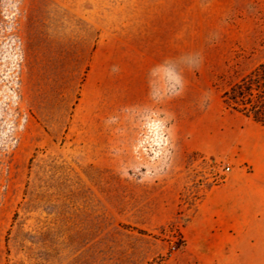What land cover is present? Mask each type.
<instances>
[{
    "label": "rangeland",
    "instance_id": "374dc122",
    "mask_svg": "<svg viewBox=\"0 0 264 264\" xmlns=\"http://www.w3.org/2000/svg\"><path fill=\"white\" fill-rule=\"evenodd\" d=\"M263 60L264 0H0V264H264L192 222Z\"/></svg>",
    "mask_w": 264,
    "mask_h": 264
},
{
    "label": "crops",
    "instance_id": "0c3cea01",
    "mask_svg": "<svg viewBox=\"0 0 264 264\" xmlns=\"http://www.w3.org/2000/svg\"><path fill=\"white\" fill-rule=\"evenodd\" d=\"M203 136L208 140L193 149L232 166L221 184L205 191L193 225L220 228L234 236L236 249L245 244L249 257L264 259V127L233 112L219 117L216 126H205Z\"/></svg>",
    "mask_w": 264,
    "mask_h": 264
},
{
    "label": "trees",
    "instance_id": "16d2710c",
    "mask_svg": "<svg viewBox=\"0 0 264 264\" xmlns=\"http://www.w3.org/2000/svg\"><path fill=\"white\" fill-rule=\"evenodd\" d=\"M224 106L264 127V60L223 91Z\"/></svg>",
    "mask_w": 264,
    "mask_h": 264
},
{
    "label": "built area",
    "instance_id": "2783aa9c",
    "mask_svg": "<svg viewBox=\"0 0 264 264\" xmlns=\"http://www.w3.org/2000/svg\"><path fill=\"white\" fill-rule=\"evenodd\" d=\"M228 170H229V168L227 167V168H226V171H228Z\"/></svg>",
    "mask_w": 264,
    "mask_h": 264
}]
</instances>
